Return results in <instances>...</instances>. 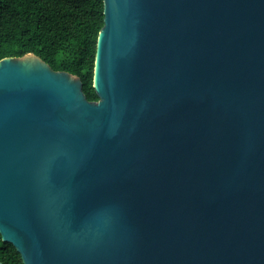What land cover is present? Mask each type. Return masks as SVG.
Listing matches in <instances>:
<instances>
[{"label": "water", "instance_id": "obj_1", "mask_svg": "<svg viewBox=\"0 0 264 264\" xmlns=\"http://www.w3.org/2000/svg\"><path fill=\"white\" fill-rule=\"evenodd\" d=\"M103 15L96 102L0 60L2 242L22 264H264V0Z\"/></svg>", "mask_w": 264, "mask_h": 264}, {"label": "trees", "instance_id": "obj_2", "mask_svg": "<svg viewBox=\"0 0 264 264\" xmlns=\"http://www.w3.org/2000/svg\"><path fill=\"white\" fill-rule=\"evenodd\" d=\"M103 0H0V60L33 54L55 72L80 79L89 102ZM0 263L22 264L0 236Z\"/></svg>", "mask_w": 264, "mask_h": 264}]
</instances>
